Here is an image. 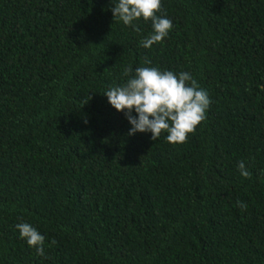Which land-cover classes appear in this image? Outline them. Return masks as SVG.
Here are the masks:
<instances>
[{"label": "trees", "instance_id": "trees-1", "mask_svg": "<svg viewBox=\"0 0 264 264\" xmlns=\"http://www.w3.org/2000/svg\"><path fill=\"white\" fill-rule=\"evenodd\" d=\"M116 2L0 0V264H264V0H161L151 48ZM129 65L208 92L185 143L128 135L104 93Z\"/></svg>", "mask_w": 264, "mask_h": 264}, {"label": "clouds", "instance_id": "clouds-1", "mask_svg": "<svg viewBox=\"0 0 264 264\" xmlns=\"http://www.w3.org/2000/svg\"><path fill=\"white\" fill-rule=\"evenodd\" d=\"M111 9L114 21H122L124 25L134 26V21L143 18L151 20L153 32L141 40L144 48H151L162 42L173 27L172 21L165 16L157 15L161 11V0H117ZM146 65L151 60L144 61ZM132 66L123 69L128 77L121 86L107 89L104 95L109 103L118 111L125 112L132 127L128 135L136 133H152L151 139L156 141L162 131L167 133V142L182 144L194 133L197 126L206 119V111L211 104L208 92L201 88L189 72L161 71L157 67ZM133 110L137 116L132 115ZM238 170L244 178H250L251 173L243 162L238 164ZM241 210L247 204L238 201ZM20 237L36 250L38 256H44L45 237L26 222L16 225ZM56 241L53 240L52 244Z\"/></svg>", "mask_w": 264, "mask_h": 264}]
</instances>
